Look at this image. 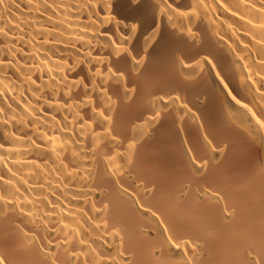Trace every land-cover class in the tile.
I'll use <instances>...</instances> for the list:
<instances>
[{
  "label": "bare ground",
  "instance_id": "bare-ground-1",
  "mask_svg": "<svg viewBox=\"0 0 264 264\" xmlns=\"http://www.w3.org/2000/svg\"><path fill=\"white\" fill-rule=\"evenodd\" d=\"M0 264H264V0H0Z\"/></svg>",
  "mask_w": 264,
  "mask_h": 264
}]
</instances>
